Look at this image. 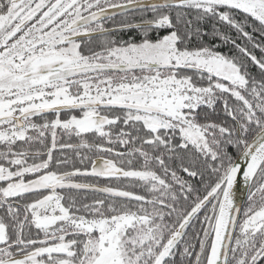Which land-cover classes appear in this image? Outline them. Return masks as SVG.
Listing matches in <instances>:
<instances>
[{"label": "snow or ice", "instance_id": "6c2138e0", "mask_svg": "<svg viewBox=\"0 0 264 264\" xmlns=\"http://www.w3.org/2000/svg\"><path fill=\"white\" fill-rule=\"evenodd\" d=\"M0 264H264V0H0Z\"/></svg>", "mask_w": 264, "mask_h": 264}, {"label": "water", "instance_id": "95a60500", "mask_svg": "<svg viewBox=\"0 0 264 264\" xmlns=\"http://www.w3.org/2000/svg\"><path fill=\"white\" fill-rule=\"evenodd\" d=\"M243 184H241V188H243ZM237 196L241 199V200H246V196H247V193L246 192H238L237 193Z\"/></svg>", "mask_w": 264, "mask_h": 264}]
</instances>
